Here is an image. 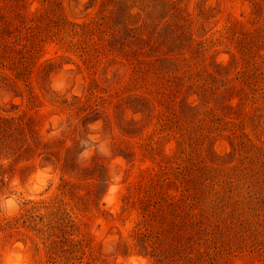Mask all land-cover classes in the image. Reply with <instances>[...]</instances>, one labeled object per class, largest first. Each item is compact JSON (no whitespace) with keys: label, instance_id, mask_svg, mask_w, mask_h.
<instances>
[{"label":"rangeland","instance_id":"rangeland-1","mask_svg":"<svg viewBox=\"0 0 264 264\" xmlns=\"http://www.w3.org/2000/svg\"><path fill=\"white\" fill-rule=\"evenodd\" d=\"M134 256L264 264V0H0V264Z\"/></svg>","mask_w":264,"mask_h":264},{"label":"clouds","instance_id":"clouds-1","mask_svg":"<svg viewBox=\"0 0 264 264\" xmlns=\"http://www.w3.org/2000/svg\"><path fill=\"white\" fill-rule=\"evenodd\" d=\"M92 139H95V137H93ZM90 153H91V149H86L81 155L86 158L88 155H90ZM113 180L114 181H118L119 180V176H114L113 177ZM116 190H117V188H116V185L115 184L109 185V188H108V196L111 197V195ZM10 203L11 202H9V204ZM127 264H151V261L147 257L134 256V257H131L127 261Z\"/></svg>","mask_w":264,"mask_h":264}]
</instances>
